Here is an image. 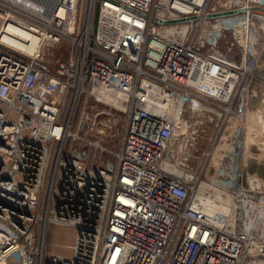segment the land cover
<instances>
[{
	"label": "built area",
	"instance_id": "built-area-1",
	"mask_svg": "<svg viewBox=\"0 0 264 264\" xmlns=\"http://www.w3.org/2000/svg\"><path fill=\"white\" fill-rule=\"evenodd\" d=\"M253 6L264 0H0V264L264 258L253 203L264 178L237 162L252 123L264 125V83L253 74L264 11ZM185 15L196 17L156 20ZM64 46L66 59L44 58ZM217 108L235 122L214 172L198 180L207 164L197 171L190 160L194 117ZM121 112L118 148L108 149L101 139ZM200 182L232 197L221 225L195 203ZM53 194V212L40 214L39 198ZM43 220L75 229L71 256L45 261L34 229Z\"/></svg>",
	"mask_w": 264,
	"mask_h": 264
},
{
	"label": "rangeland",
	"instance_id": "rangeland-1",
	"mask_svg": "<svg viewBox=\"0 0 264 264\" xmlns=\"http://www.w3.org/2000/svg\"><path fill=\"white\" fill-rule=\"evenodd\" d=\"M83 12V8H82ZM264 27V24L262 25ZM261 40L264 39V28L261 29ZM67 50L66 47H61L58 49H52L49 48L46 50V54L44 55V58L52 65L57 59L64 60L67 58ZM262 60H258V67L263 64L261 63ZM260 62V63H259ZM260 64V65H259ZM86 95L81 94L80 100L82 101L85 98ZM87 103H92V98L90 96L86 97ZM103 106H106L105 104H101ZM194 118L199 119V117L195 116ZM125 122V115L123 112H121L120 117L118 118L116 129L111 134H108L106 137H103L102 143L105 145L108 149H116L118 148L119 141L121 138V129ZM196 124V121L193 122V124ZM216 130V127L214 125V121H204L200 124V126L197 128L194 133V138L192 139V144L188 143L189 149L193 150V152H196V156L192 157L191 163L197 165V171L199 170L200 165L205 161L207 156H212V154L209 151V146L211 139L213 137V134ZM209 152V153H208ZM218 153L215 154V159L218 158ZM1 158V157H0ZM105 158H109L112 160L113 155L111 153H104L99 155V158L97 159V162H102ZM207 163V162H206ZM212 164H207L206 168L207 170L199 176L198 180H205L207 176L212 172ZM47 185V182H46ZM197 187V186H195ZM45 193V191H44ZM57 197H40L39 198V213L42 214L44 210L48 207L50 210H54V206L56 203ZM51 212V213H52ZM53 214V213H52ZM44 215V214H43ZM258 215V214H257ZM256 215V218L259 219V215L263 216V214ZM35 233L37 235L36 242L39 245L41 235L43 237V243L45 244V261L49 260V254L50 253H57L60 255L65 256H71L73 252V245L75 241V229L73 227L63 225L57 222H46V220L39 221L35 223ZM40 235V236H39Z\"/></svg>",
	"mask_w": 264,
	"mask_h": 264
},
{
	"label": "crops",
	"instance_id": "crops-1",
	"mask_svg": "<svg viewBox=\"0 0 264 264\" xmlns=\"http://www.w3.org/2000/svg\"><path fill=\"white\" fill-rule=\"evenodd\" d=\"M254 102V101H253ZM256 105V104H254ZM200 124L204 121L212 122L216 130L210 142L209 151L212 156H207L205 163L212 164V172L215 165L221 161L222 155L227 151V137L235 122V118L226 113L223 109L217 108L215 112L204 110L198 113ZM264 125L252 123V126L247 130L246 151L244 158L241 159L244 163V169L249 173L257 174L264 178ZM209 153V152H208ZM218 153V158L215 159V154ZM208 168V167H207ZM210 173V174H211Z\"/></svg>",
	"mask_w": 264,
	"mask_h": 264
},
{
	"label": "bare ground",
	"instance_id": "bare-ground-1",
	"mask_svg": "<svg viewBox=\"0 0 264 264\" xmlns=\"http://www.w3.org/2000/svg\"><path fill=\"white\" fill-rule=\"evenodd\" d=\"M58 12H60V8L58 9ZM260 60H262V63V56H260ZM104 98L108 99L107 96H104ZM197 189L198 192L197 197H195V203L200 205V207L213 223L216 225H221L225 220L228 219V217H232L233 213L230 211V208H232V197H230V195L223 194L219 189L211 187L206 182H200ZM253 198H255L253 203H255L254 205L257 207V210L254 212L255 215L261 213L264 214V212L261 211L264 210V197Z\"/></svg>",
	"mask_w": 264,
	"mask_h": 264
},
{
	"label": "water",
	"instance_id": "water-1",
	"mask_svg": "<svg viewBox=\"0 0 264 264\" xmlns=\"http://www.w3.org/2000/svg\"><path fill=\"white\" fill-rule=\"evenodd\" d=\"M43 3H46L47 0H37ZM56 8V5L54 6V9ZM252 8H258L264 11V8L262 7H257V6H253ZM240 8H234V9H229V10H222V11H215V12H209L207 13L208 17H217V16H223V15H227V14H232V13H236L237 11H239ZM196 15H185V16H180L177 18H167V19H160L157 18L156 20L160 23H169V22H179V21H187V20H192L193 18H195ZM260 56H262L263 58V64L260 65L259 68H256L254 70V78L255 80L264 83V47L260 53ZM237 162L240 166L241 163V159L238 158ZM240 169V167H238V170ZM243 264H264V258H260V257H256L253 255H248Z\"/></svg>",
	"mask_w": 264,
	"mask_h": 264
}]
</instances>
